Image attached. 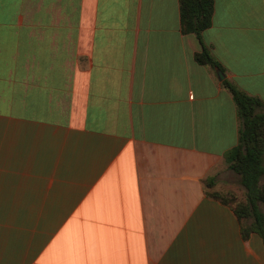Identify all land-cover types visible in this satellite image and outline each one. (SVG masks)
<instances>
[{"label": "crops", "instance_id": "crops-1", "mask_svg": "<svg viewBox=\"0 0 264 264\" xmlns=\"http://www.w3.org/2000/svg\"><path fill=\"white\" fill-rule=\"evenodd\" d=\"M223 80L264 101V0H214L201 42L179 0H0V264H264L209 194L235 173Z\"/></svg>", "mask_w": 264, "mask_h": 264}, {"label": "trees", "instance_id": "trees-1", "mask_svg": "<svg viewBox=\"0 0 264 264\" xmlns=\"http://www.w3.org/2000/svg\"><path fill=\"white\" fill-rule=\"evenodd\" d=\"M179 10L182 32L194 33L201 42L202 30L212 22L214 0H179ZM194 59L201 64L220 67L203 45L200 51L194 53ZM223 84L230 90L240 118L238 143L225 153L224 160L238 174L239 182L245 188V199L235 203L221 191H210L209 194L231 205L240 220L251 219L241 225L244 237L255 231L264 242V180H261L264 173V101L227 80H223ZM202 182L209 186L213 177L207 176Z\"/></svg>", "mask_w": 264, "mask_h": 264}, {"label": "rangeland", "instance_id": "rangeland-1", "mask_svg": "<svg viewBox=\"0 0 264 264\" xmlns=\"http://www.w3.org/2000/svg\"><path fill=\"white\" fill-rule=\"evenodd\" d=\"M232 182H227L230 184V187L228 190H220L222 193L226 194L228 197H231L233 202L242 201L245 199V188L244 186L239 182V176L233 173V177H231ZM261 180H263V176H261ZM6 187L5 182H0V194H5ZM244 219H250V218H244ZM251 220V219H250Z\"/></svg>", "mask_w": 264, "mask_h": 264}, {"label": "water", "instance_id": "water-1", "mask_svg": "<svg viewBox=\"0 0 264 264\" xmlns=\"http://www.w3.org/2000/svg\"><path fill=\"white\" fill-rule=\"evenodd\" d=\"M215 70L218 74L219 79H222L224 77V72L222 71V69L219 66H216Z\"/></svg>", "mask_w": 264, "mask_h": 264}]
</instances>
